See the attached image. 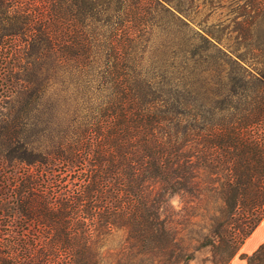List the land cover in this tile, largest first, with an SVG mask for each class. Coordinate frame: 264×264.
Wrapping results in <instances>:
<instances>
[{"label": "trees", "instance_id": "16d2710c", "mask_svg": "<svg viewBox=\"0 0 264 264\" xmlns=\"http://www.w3.org/2000/svg\"><path fill=\"white\" fill-rule=\"evenodd\" d=\"M173 5L0 0L2 59L23 60L30 47L62 66L76 89L63 118L43 127L50 75L29 77L20 63L3 70L35 96L31 123L47 130L48 144L30 146L27 119L5 114L0 264H188L202 248L209 264H229L264 219V0H245L237 26L262 60L252 70L246 52L217 49L240 77L229 72L228 90L211 91V32L188 33L165 68L144 66L148 38L137 32L152 12L174 14ZM223 91L232 96L219 98ZM175 194L183 204L176 216L166 208ZM242 258L264 264V242Z\"/></svg>", "mask_w": 264, "mask_h": 264}, {"label": "rangeland", "instance_id": "374dc122", "mask_svg": "<svg viewBox=\"0 0 264 264\" xmlns=\"http://www.w3.org/2000/svg\"><path fill=\"white\" fill-rule=\"evenodd\" d=\"M174 7H171L174 14L168 12H152L149 14V28L145 31L137 32L142 35V37H147L148 41L145 43L143 48L146 53V60L144 62L145 68H165L166 64H171L173 60H177L174 53L177 54L179 43L182 42L183 38L186 37L188 33L197 32H211L212 36L216 39L213 40L215 47L209 50L207 53L211 58L210 62L213 66L210 75H206L209 79L207 85L209 91L216 90L217 88H222V90H228L229 88V78L228 74L231 72L235 80L238 81L240 74L238 70L226 62H222L217 58L218 51H224L231 54L233 57L237 58V54L246 52L245 62H242L244 66L253 70L256 62L259 63L262 60V54L256 52H249L242 45V38L240 32L237 30L239 22L243 19V10L245 8V0H172ZM110 9L115 8L118 5L109 3ZM177 16L184 18L189 22V28H183L177 19ZM105 17V16H104ZM188 30V31H187ZM108 34V30H107ZM6 44L15 43V46L21 44L24 46V41L22 39H14L9 42L8 39L5 40ZM194 42H199L195 39ZM26 45V44H25ZM17 48V47H16ZM22 48V47H21ZM5 49H0V149L4 146L5 133L2 128L3 118L6 113L13 111L15 115H18L25 120L27 119V124L25 125L24 135L26 137V143L30 146L35 147L37 144H48V133L46 129L40 132L36 131L35 124L31 121H36V110L35 96L30 95V89H21L19 83L14 79L4 77L3 72L5 67L16 68L18 63L26 68V74L29 77L38 76L43 78L46 74L50 75L49 82L51 83L46 90V96L44 97V104L42 108L44 110L43 117L48 119V123H43L51 126L50 118L62 119L67 106L65 100L69 101L75 98L76 89L74 86L69 85V81L64 73L62 66H56L52 57L41 56L36 54L30 47L28 48L25 59H19L14 61H7L2 59V52ZM16 53H20V49H16ZM168 56V57H167ZM175 56V57H174ZM167 58V59H166ZM19 68V67H17ZM11 86L10 88L7 87ZM225 86V87H224ZM5 94L7 96H5ZM232 96L227 91H223L219 98ZM208 98L217 99L215 93L207 95ZM53 102L59 103V108L56 110L48 109ZM56 119V120H57ZM38 126L37 128H43ZM42 134L41 139H37V136ZM40 142V143H39ZM25 143V142H24ZM17 142L14 141L11 147H15ZM183 204L181 203V198L179 195L175 194L171 197L170 203L166 206L169 212L173 213L174 216L181 213V208ZM122 237V232L117 233L116 237L113 238V242ZM210 257V252L208 248H202L195 252L194 259L190 260L188 264H209L207 259ZM234 258H242V255L235 254Z\"/></svg>", "mask_w": 264, "mask_h": 264}, {"label": "crops", "instance_id": "0c3cea01", "mask_svg": "<svg viewBox=\"0 0 264 264\" xmlns=\"http://www.w3.org/2000/svg\"><path fill=\"white\" fill-rule=\"evenodd\" d=\"M264 242V219L256 226L252 233L245 239L237 255L251 254ZM235 257V256H234ZM232 258L229 264H246L244 258Z\"/></svg>", "mask_w": 264, "mask_h": 264}]
</instances>
